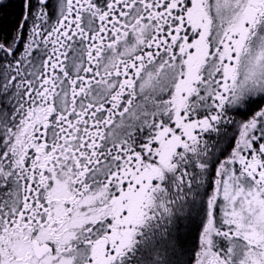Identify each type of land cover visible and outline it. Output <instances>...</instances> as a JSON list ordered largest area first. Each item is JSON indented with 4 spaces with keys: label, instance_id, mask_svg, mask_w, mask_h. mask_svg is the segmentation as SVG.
I'll list each match as a JSON object with an SVG mask.
<instances>
[{
    "label": "snow or ice",
    "instance_id": "snow-or-ice-1",
    "mask_svg": "<svg viewBox=\"0 0 264 264\" xmlns=\"http://www.w3.org/2000/svg\"><path fill=\"white\" fill-rule=\"evenodd\" d=\"M0 264H264V0H21Z\"/></svg>",
    "mask_w": 264,
    "mask_h": 264
},
{
    "label": "trees",
    "instance_id": "trees-1",
    "mask_svg": "<svg viewBox=\"0 0 264 264\" xmlns=\"http://www.w3.org/2000/svg\"><path fill=\"white\" fill-rule=\"evenodd\" d=\"M20 10V6L16 2L9 3L0 9V37L9 33L15 26Z\"/></svg>",
    "mask_w": 264,
    "mask_h": 264
},
{
    "label": "flooded vegetation",
    "instance_id": "flooded-vegetation-1",
    "mask_svg": "<svg viewBox=\"0 0 264 264\" xmlns=\"http://www.w3.org/2000/svg\"><path fill=\"white\" fill-rule=\"evenodd\" d=\"M13 2H16V3H18L19 4V6H20V9H21V0H3V6H5V5H7V4H9V3H13ZM3 6H0V9L3 7ZM15 27V26H14ZM13 27V28H14ZM12 28V29H13ZM11 29V30H12ZM3 35H1V37H2ZM231 129H229L228 130V132H229V134H231ZM227 144V141L225 140L223 143H222V146H225Z\"/></svg>",
    "mask_w": 264,
    "mask_h": 264
}]
</instances>
